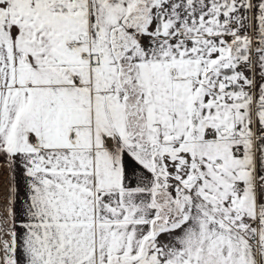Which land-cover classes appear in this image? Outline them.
<instances>
[{"label": "snow or ice", "instance_id": "snow-or-ice-1", "mask_svg": "<svg viewBox=\"0 0 264 264\" xmlns=\"http://www.w3.org/2000/svg\"><path fill=\"white\" fill-rule=\"evenodd\" d=\"M0 264H264V0H0Z\"/></svg>", "mask_w": 264, "mask_h": 264}]
</instances>
